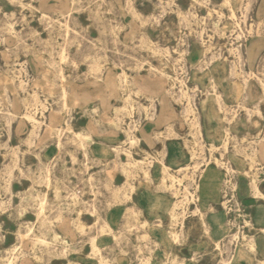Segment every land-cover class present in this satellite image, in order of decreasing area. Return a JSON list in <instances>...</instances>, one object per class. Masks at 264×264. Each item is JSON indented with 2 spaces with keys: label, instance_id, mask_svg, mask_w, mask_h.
<instances>
[{
  "label": "rangeland",
  "instance_id": "obj_1",
  "mask_svg": "<svg viewBox=\"0 0 264 264\" xmlns=\"http://www.w3.org/2000/svg\"><path fill=\"white\" fill-rule=\"evenodd\" d=\"M262 85L264 0H0V264H264Z\"/></svg>",
  "mask_w": 264,
  "mask_h": 264
},
{
  "label": "bare ground",
  "instance_id": "obj_2",
  "mask_svg": "<svg viewBox=\"0 0 264 264\" xmlns=\"http://www.w3.org/2000/svg\"><path fill=\"white\" fill-rule=\"evenodd\" d=\"M225 1H228V0H225ZM161 74L162 75H167V74H165V73H163V72H161ZM262 86H264V85H262ZM136 92H140V90H137ZM181 94H182V92H180ZM245 94H247V92H244V95ZM145 96H147L148 97V95L147 94H144ZM183 95H185L186 96V94L184 93ZM182 96V95H181ZM36 98V97H35ZM34 99V98H33ZM219 100H221V99H219L218 98V101ZM36 100H34V102H35ZM219 104H220V101H219ZM190 108V107H189ZM187 110V109H186ZM189 112H191L192 114H193V116H195L194 115V113H193V109H191L190 108V111ZM152 115H153V112L151 113ZM152 115H150V117H148L149 119H148V121H150V122H152V120H153V116ZM25 117L28 119V120H35L33 117H32V115L31 114H29V113H25ZM225 117H226V115H225ZM231 120H232V118H230L229 117V115H228V117H226V121H227V125H226V127H225V135H226V137L228 136H231V129H230V123H231ZM134 121H136V120H134ZM136 122H138V120L136 121ZM136 122H134V123H136ZM193 123H196L195 121L193 122ZM133 127V130H131V131H129V136L127 137V139H134V140H139V137L135 134V130L137 129V126H136V124L135 125H133L132 126ZM165 129H163L164 130V132L163 133H165V131L168 133V134H171V133H173V129H172V124L171 123H167L166 125H165V127H164ZM156 132V131H155ZM155 132L153 133V137L155 136ZM158 134H159V132H157ZM161 133H162V131H161ZM173 134H176V133H173ZM173 134H171V137L173 136ZM159 135H162V134H159ZM158 135V136H159ZM165 135H167V134H165ZM164 136V135H163ZM170 136V135H169ZM168 136V137H169ZM160 137V136H159ZM159 137H157V138H159ZM155 138V137H154ZM156 138V139H157ZM161 138H164V137H161ZM167 138V137H166ZM170 138V137H169ZM168 138V139H169ZM198 138V137H197ZM226 139V138H225ZM164 139H162V141H163ZM199 140V139H198ZM95 141V140H94ZM135 141V142H136ZM196 142V141H195ZM137 143V142H136ZM198 143V142H197ZM198 144H200V143H198ZM110 145V144H109ZM135 145V144H134ZM137 145V144H136ZM198 146H200V145H198ZM126 150V149H125ZM117 151H119V149H117ZM129 151V150H128ZM253 151L255 152V154H253L254 155V157L256 156V158L258 157V155H257V152H258V149H257V147H253ZM127 153V152H126ZM130 153V152H129ZM144 153H146V152H144ZM143 153V154H144ZM147 154V153H146ZM252 154V153H251ZM127 155H130V154H127ZM127 155H126V157H127ZM144 156V155H143ZM129 157V156H128ZM131 157V156H130ZM133 157V156H132ZM131 157V158H132ZM192 158V157H191ZM250 158L251 159H253L251 156H250ZM127 159V158H126ZM144 159V158H143ZM250 159V160H251ZM216 161H215V163H216V165H217V167L218 168H221V166H222V163L219 161V160H217V159H215ZM256 160V159H255ZM127 161V160H126ZM133 161V165H138V164H140L141 163V161L142 160H137V159H133L132 160ZM128 162V161H127ZM125 164H126V162H125ZM192 164H194V167H193V170H192V172H193V174L197 171V170H200V173H202V171L204 170V168L203 167H201L202 166V164H201V162L199 161V160H195V161H193V163ZM129 165V164H128ZM132 165V164H131ZM130 165V166H131ZM139 166V165H138ZM125 167V166H124ZM124 167H121V168H124ZM169 168L170 167H168V166H166V165H163L162 166V176H161V182L162 183H164L165 182V180H167V179H169V180H172V178H173V174L169 171ZM125 169V168H124ZM129 169V168H128ZM127 168H126V170L127 171H129ZM226 170L228 171V172H230V171H233V169L231 168V167H229V166H226ZM130 173V172H129ZM143 173H144V175L145 176H149V173H148V168H146V169H144L143 170ZM126 175H128V174H126ZM126 177V176H125ZM127 178H128V176H127ZM191 180L193 181V182H195L194 183V186H193V184H192V181L191 182H189V184H188V186L186 187H184V189H185V191L192 197V199H194V201H199V199H200V194H198V190L202 187H204L205 186V179H203L199 184H198V182L197 181H194V177L192 176L191 177ZM254 182V181H253ZM252 182V183H253ZM227 183H228V180H225L224 181V184L227 186ZM251 183V184H252ZM123 186V185H122ZM131 186V185H130ZM252 186V185H251ZM123 187H125V186H123ZM191 187H193V188H191ZM229 187V186H228ZM232 187L234 188V183L232 184ZM122 188V187H121ZM252 188H253V190H254V192H255V194H258V192H259V190H258V187H257V185L256 184H254L253 186H252ZM190 189H194V192H191L190 191ZM228 189H230V187L228 188ZM170 191H172V190H170ZM176 191H178V190H176ZM174 192L175 191H173L172 192V194L173 195H175L174 194ZM177 193V192H176ZM178 194V193H177ZM177 194L175 195L176 197H177ZM116 196H117V194H116ZM180 202V200H177L176 199V201L173 203V207L171 208V213H170V223L171 224H174L175 223V221H176V218H177V214H176V212H175V209H176V206H178V203ZM263 230H264V228H263ZM170 234H173L171 231L169 232ZM21 239V238H20ZM212 241V240H211ZM20 243H21V241H19Z\"/></svg>",
  "mask_w": 264,
  "mask_h": 264
},
{
  "label": "crops",
  "instance_id": "obj_3",
  "mask_svg": "<svg viewBox=\"0 0 264 264\" xmlns=\"http://www.w3.org/2000/svg\"><path fill=\"white\" fill-rule=\"evenodd\" d=\"M156 130L150 131L149 135H152Z\"/></svg>",
  "mask_w": 264,
  "mask_h": 264
}]
</instances>
